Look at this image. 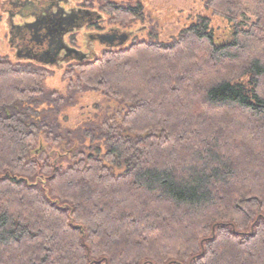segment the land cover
Here are the masks:
<instances>
[{
  "label": "trees",
  "instance_id": "obj_1",
  "mask_svg": "<svg viewBox=\"0 0 264 264\" xmlns=\"http://www.w3.org/2000/svg\"><path fill=\"white\" fill-rule=\"evenodd\" d=\"M151 1H80L148 38L75 59L65 88L0 56V264H264V0H205L169 40ZM89 92L113 105L72 129Z\"/></svg>",
  "mask_w": 264,
  "mask_h": 264
},
{
  "label": "flooded vegetation",
  "instance_id": "obj_2",
  "mask_svg": "<svg viewBox=\"0 0 264 264\" xmlns=\"http://www.w3.org/2000/svg\"><path fill=\"white\" fill-rule=\"evenodd\" d=\"M0 7L8 15L9 47L18 60L61 68L72 60L95 54L91 48H87L88 52H81L71 42L73 35L96 23L92 9L72 5L71 0H5ZM16 17L22 21L14 22ZM107 32L109 30L88 36L92 42L118 47L123 31L112 30L116 38L101 43L102 34ZM67 37L70 38L68 41Z\"/></svg>",
  "mask_w": 264,
  "mask_h": 264
},
{
  "label": "rangeland",
  "instance_id": "obj_3",
  "mask_svg": "<svg viewBox=\"0 0 264 264\" xmlns=\"http://www.w3.org/2000/svg\"><path fill=\"white\" fill-rule=\"evenodd\" d=\"M4 1L5 0H0V6L4 5ZM80 1L81 0H71V4L79 5ZM148 6L153 15V21L157 25L156 32L161 40L171 39L176 36L185 25L196 19L198 15L206 14L205 0H152ZM19 21H22L20 17H16L14 20V22ZM212 21L216 27L223 28L225 25L224 22L214 16H212ZM241 21L244 25H249L252 22L248 16L242 17ZM101 24L103 25L102 27H104L103 30L96 31V29L86 27L76 33L74 35L76 37L74 38L75 43H72V45L81 52H88L87 48H91V50L93 49L100 55L104 50V46L97 41L92 42L88 34L106 32V29L110 28L105 21ZM9 30L10 23H8V15L0 7V56L16 60L13 50L9 47ZM120 30L123 31L125 29L120 28ZM125 31L131 32V35L136 36L137 40L148 38V28H144L141 24H136ZM69 39L70 38L67 37L66 41ZM131 41L132 37H130L126 43H132ZM73 63H75L74 60L70 62V64ZM49 67L52 68L54 72L53 75L47 79V85L49 87L65 88L69 79L64 77V73L69 68V65L62 66L61 68H57L56 66ZM111 105H113V103L106 101L100 93H85L77 104L66 108V110L62 112L63 120L64 122L67 121V125L72 128L85 118L100 114L101 111Z\"/></svg>",
  "mask_w": 264,
  "mask_h": 264
},
{
  "label": "water",
  "instance_id": "obj_4",
  "mask_svg": "<svg viewBox=\"0 0 264 264\" xmlns=\"http://www.w3.org/2000/svg\"><path fill=\"white\" fill-rule=\"evenodd\" d=\"M116 38L115 34H113L112 30L105 33V34H102L101 38H100V42L101 43H104V42H109V41H113L114 39ZM120 45H124L127 40L130 38V34L128 32H125L123 31L121 34H120Z\"/></svg>",
  "mask_w": 264,
  "mask_h": 264
}]
</instances>
